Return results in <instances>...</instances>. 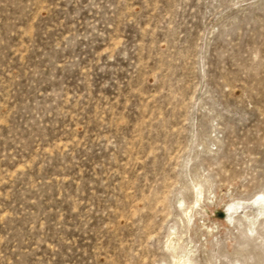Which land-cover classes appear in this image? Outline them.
I'll return each mask as SVG.
<instances>
[{
	"label": "rangeland",
	"instance_id": "1",
	"mask_svg": "<svg viewBox=\"0 0 264 264\" xmlns=\"http://www.w3.org/2000/svg\"><path fill=\"white\" fill-rule=\"evenodd\" d=\"M264 0H0V264H264Z\"/></svg>",
	"mask_w": 264,
	"mask_h": 264
},
{
	"label": "bare ground",
	"instance_id": "2",
	"mask_svg": "<svg viewBox=\"0 0 264 264\" xmlns=\"http://www.w3.org/2000/svg\"><path fill=\"white\" fill-rule=\"evenodd\" d=\"M262 202H264V200Z\"/></svg>",
	"mask_w": 264,
	"mask_h": 264
}]
</instances>
